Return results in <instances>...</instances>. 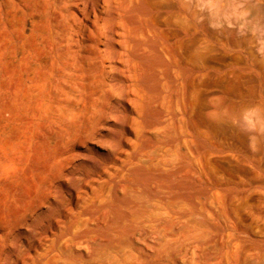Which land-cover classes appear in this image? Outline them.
<instances>
[{
	"label": "rangeland",
	"instance_id": "1",
	"mask_svg": "<svg viewBox=\"0 0 264 264\" xmlns=\"http://www.w3.org/2000/svg\"><path fill=\"white\" fill-rule=\"evenodd\" d=\"M80 2L0 0V264H157L143 245L157 239L130 219L201 191L187 186L197 164L207 187L231 189L246 232L239 264H264V0H144L163 6L153 20L182 50L160 65L137 45L124 96L111 78H91L87 41L69 62L50 52L57 21L72 22ZM124 234L132 262L117 247Z\"/></svg>",
	"mask_w": 264,
	"mask_h": 264
},
{
	"label": "bare ground",
	"instance_id": "2",
	"mask_svg": "<svg viewBox=\"0 0 264 264\" xmlns=\"http://www.w3.org/2000/svg\"><path fill=\"white\" fill-rule=\"evenodd\" d=\"M78 1L81 2L80 4L76 5L77 10L74 14H72L73 15L72 22H68L64 20L57 21V29H58L56 32L57 41H55L54 44L53 43L50 44L51 45L50 52L53 53L55 46H57V48L62 49V53L64 57H66L67 62H69L68 59H70L72 53L78 55L79 53L78 48H81L83 42L87 41L89 43L87 48L91 49L92 51L91 55L93 56L92 60L94 61V67H93L94 71L91 78L95 79L97 77L99 78L102 77L104 83H106V81L111 78V81L116 83L115 87L117 86L122 89L121 94H123V96L128 95L132 87V85H130V82L133 80V76H132L133 65L130 57L131 56L134 57L135 55L134 49L136 48L137 45L149 46L150 47L149 51L146 50L145 48H142L140 50L143 52V54H145L146 52L148 53L150 51H153L152 54H154V58H156L158 64H160L163 61L164 57L165 58H167V56L175 57L174 55L177 53V50H182L179 43H172L168 40V37L166 36L163 27L158 22L153 20V15L160 16L163 10L162 5H156L154 9H151L145 6L144 0H78ZM186 28L187 27L185 26H181V31H183L184 34L189 35L191 31L190 29L188 28L186 29ZM73 47L77 49H73ZM138 50L136 52H138ZM193 58L195 59V61L197 60L199 61L202 59V56L199 54L198 51H196V54L193 56ZM53 62L54 61H52L51 64H53ZM44 64L46 63L44 62ZM23 65H25V63H23ZM50 66L51 65H49V67ZM2 68L4 67L2 66ZM106 68L109 70L108 73L111 76L106 74L105 72ZM184 68L181 67V69H183L186 72L187 69L185 70ZM193 69L195 68L193 67ZM27 71L30 73L29 70ZM155 71H157V69H155ZM157 72H161V71L158 70ZM152 74L154 76L153 72ZM192 75L193 74H191V76ZM166 76H168V74ZM75 77L77 79L81 78L80 75H75ZM28 79L30 82L31 80L30 77H28ZM185 79L183 82L188 81V80L185 81ZM168 83L170 84L172 82H168ZM262 85H263V81L260 82L261 89H262ZM194 99L196 98L194 97ZM180 100H183V98ZM174 156L176 157L177 155L174 154ZM186 161H188V159ZM156 162L158 161H155V163ZM177 163H179V161ZM182 163L183 162L181 161V164ZM198 163L200 162L198 161ZM203 166L201 164H197L194 165L193 168H191V166L189 167V169L191 168L190 171L191 173H189L190 175L188 177L191 180L188 182V185L186 184L187 186L192 187L193 190L194 189L200 190L198 188L203 187L201 191L199 192L196 191V193H186L185 190L187 189L188 191L189 189L186 187H185L186 189L183 188L184 186L182 185L183 187L179 189L180 190L185 189L184 190L185 193L179 194L178 196L176 195V192L172 190L171 192H173V194L175 193L177 197L175 196V198H172L173 200L171 201L168 200L169 203L167 204V207H164V209L161 207H157L154 209L151 208L153 210L143 211V213L140 214L141 216H134L132 219H130V217L127 216V219L131 220L129 223L133 222L135 224L136 223L141 224L134 227V229L138 230L140 234L143 233L144 235H148L150 237H154L157 239V244L155 247H151L150 245H148L146 243L147 240L143 244L146 249L153 251L154 255L152 256V259H154V261H157V264H239L240 263L238 257L239 256L238 249L241 246H243V244H245L246 242L242 240L243 238L238 237V234H243L246 232L244 230V227L237 220L234 212L233 211L231 212L229 208L230 199L228 196V192L231 189L228 190L226 185H216L215 187H207V184H210L211 181V174L207 171L205 167L206 165L203 164ZM160 168L164 169L166 167H160ZM189 169L187 168L188 171ZM175 170H178V168H176ZM177 172L179 173V171ZM183 172H185V170ZM164 175L162 173V177ZM186 175H187V171H186ZM182 180L183 179H181V181ZM164 184L166 185V183ZM170 185H172V183ZM173 185L170 186V188L174 187L173 189H175V186L177 185L174 186ZM159 189H162V187ZM189 191H191V189ZM164 192L166 193V191ZM168 195L166 196V198L168 197ZM160 197L166 201V198L159 196V199ZM141 205L139 206L141 207ZM137 207L135 209H137ZM142 207H146V206H142ZM161 210H165V211H161ZM198 216L205 218L204 225L199 224L200 222L197 220L199 218ZM182 219L184 220L182 221ZM134 229L132 228L133 234L135 231ZM108 236L109 235H107V237ZM131 245H132V237L128 235L126 236L125 234L118 241L117 247L119 250H121V256L123 257V260L126 262H132V260L138 258V256L136 257L133 254L132 252L133 250L128 252H127V248L126 251L124 250L125 247H128L129 249ZM259 246L260 244L256 243V247L259 248ZM136 250L143 251L142 248H138ZM119 255L120 253L118 254V256ZM113 257L111 258L113 259Z\"/></svg>",
	"mask_w": 264,
	"mask_h": 264
}]
</instances>
